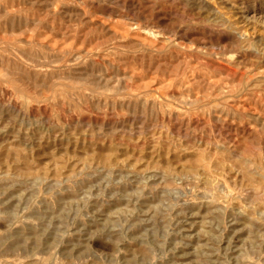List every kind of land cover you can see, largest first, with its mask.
Wrapping results in <instances>:
<instances>
[{
	"label": "rangeland",
	"instance_id": "rangeland-1",
	"mask_svg": "<svg viewBox=\"0 0 264 264\" xmlns=\"http://www.w3.org/2000/svg\"><path fill=\"white\" fill-rule=\"evenodd\" d=\"M0 264H264V0H0Z\"/></svg>",
	"mask_w": 264,
	"mask_h": 264
},
{
	"label": "bare ground",
	"instance_id": "bare-ground-1",
	"mask_svg": "<svg viewBox=\"0 0 264 264\" xmlns=\"http://www.w3.org/2000/svg\"><path fill=\"white\" fill-rule=\"evenodd\" d=\"M210 197V196H209Z\"/></svg>",
	"mask_w": 264,
	"mask_h": 264
}]
</instances>
